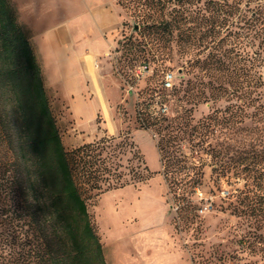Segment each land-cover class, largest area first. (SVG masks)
<instances>
[{
    "label": "trees",
    "instance_id": "obj_1",
    "mask_svg": "<svg viewBox=\"0 0 264 264\" xmlns=\"http://www.w3.org/2000/svg\"><path fill=\"white\" fill-rule=\"evenodd\" d=\"M130 2L137 38L125 37V53L161 68L172 59L170 49L165 50L170 44L181 71L192 74L182 97L186 104H226L195 125L191 109L167 118L153 116L142 104L138 119L156 135L162 173L175 189L177 211H190L187 176L195 187L202 174L200 166L186 164L181 145L194 139V146L203 147L220 127L224 134L233 128L238 137L233 154L228 144L205 149L213 168L245 179L247 188L230 204L233 211L254 213L264 204L259 193L264 189V0ZM152 98L153 91L147 100ZM99 144L65 149L29 35L10 0H0V217L2 223L8 220L10 243L20 250L27 247L22 255L16 253L15 262L106 264L84 194L99 190L110 171L82 168L81 188L73 168V163L85 165L88 156L100 154ZM134 177L142 181L146 176L136 172Z\"/></svg>",
    "mask_w": 264,
    "mask_h": 264
},
{
    "label": "rangeland",
    "instance_id": "obj_2",
    "mask_svg": "<svg viewBox=\"0 0 264 264\" xmlns=\"http://www.w3.org/2000/svg\"><path fill=\"white\" fill-rule=\"evenodd\" d=\"M115 4L121 26L103 60L96 62L102 67L106 92L101 90L103 106L95 113L90 126L77 128L64 96L57 88L46 89L65 149L71 152L81 145L97 143H100L98 150L103 147L100 154L88 156L85 165L75 162L73 168L77 170L76 180L81 188L84 186L82 168L110 171L103 176L105 181H100L99 190L84 194L106 264H264V204L262 208L257 205L254 213L251 210L234 212L230 204L247 188L245 179L232 173L223 174L222 168H213L205 149L208 144H228L232 155L238 138L233 128L227 129L226 134L220 127L215 128L213 137L206 139L203 147L194 146V139L181 145L186 164L200 166L202 174L195 187L190 186V176H187L184 182L187 181L186 187L191 192L188 195L190 211L184 214L177 211L175 189L162 173L156 135L141 127L138 119L142 104L153 116L167 118L191 109V125L212 109L223 110L226 104H186L182 97L192 74L181 71L178 54L170 44L165 48L170 49V62L160 68L156 62L148 61L147 71L139 74L137 67L143 65L142 60H132L123 48L125 37L137 38L131 29L133 3L115 0ZM17 19L30 36L18 13ZM169 73L173 75L172 87L164 88V78ZM178 88L182 90L173 93ZM151 91L153 98L147 100ZM261 171L264 172V167ZM136 172H143L145 179L137 181ZM118 181H126V185L119 186ZM259 193L264 195V189ZM9 233L8 220H4L0 226V264H20L15 262L16 253L22 255L27 247L21 251L12 245Z\"/></svg>",
    "mask_w": 264,
    "mask_h": 264
},
{
    "label": "crops",
    "instance_id": "obj_3",
    "mask_svg": "<svg viewBox=\"0 0 264 264\" xmlns=\"http://www.w3.org/2000/svg\"><path fill=\"white\" fill-rule=\"evenodd\" d=\"M48 91L57 88L77 128H88L106 92L101 62L121 26L115 0H11ZM98 66V70L95 69Z\"/></svg>",
    "mask_w": 264,
    "mask_h": 264
},
{
    "label": "built area",
    "instance_id": "obj_4",
    "mask_svg": "<svg viewBox=\"0 0 264 264\" xmlns=\"http://www.w3.org/2000/svg\"><path fill=\"white\" fill-rule=\"evenodd\" d=\"M137 71L139 74L144 73L147 71V66L146 65H141L137 67ZM172 80H173V75L171 73L166 74L163 82L164 88H170L172 87Z\"/></svg>",
    "mask_w": 264,
    "mask_h": 264
}]
</instances>
